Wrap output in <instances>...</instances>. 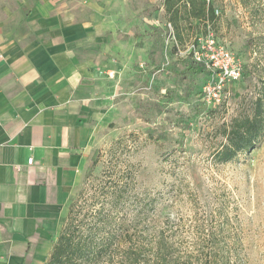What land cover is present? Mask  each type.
Returning <instances> with one entry per match:
<instances>
[{
	"label": "rangeland",
	"instance_id": "rangeland-1",
	"mask_svg": "<svg viewBox=\"0 0 264 264\" xmlns=\"http://www.w3.org/2000/svg\"><path fill=\"white\" fill-rule=\"evenodd\" d=\"M35 1L0 0V20L23 16ZM207 1L214 20L189 17L184 0L176 8V26L165 0H64L85 13L136 23L127 25L132 33L119 37L121 50L108 53L119 71L109 78L119 85L114 112L100 127L72 196L124 177L128 191L159 197L157 211L137 231L165 227L174 250L193 259L224 254L233 264H264V135L256 148L233 160L221 162L215 155L234 119L263 91L264 0L248 6L240 0ZM211 40L241 67L240 77L221 89L209 85L212 73L186 69L189 47Z\"/></svg>",
	"mask_w": 264,
	"mask_h": 264
},
{
	"label": "crops",
	"instance_id": "crops-1",
	"mask_svg": "<svg viewBox=\"0 0 264 264\" xmlns=\"http://www.w3.org/2000/svg\"><path fill=\"white\" fill-rule=\"evenodd\" d=\"M125 21L64 0L0 20V264H45L114 112L108 53L133 32Z\"/></svg>",
	"mask_w": 264,
	"mask_h": 264
},
{
	"label": "trees",
	"instance_id": "trees-1",
	"mask_svg": "<svg viewBox=\"0 0 264 264\" xmlns=\"http://www.w3.org/2000/svg\"><path fill=\"white\" fill-rule=\"evenodd\" d=\"M240 1L244 6L250 3ZM181 2L184 0H165L176 26V8ZM184 6L189 17L204 21L217 17L207 0H186ZM186 69L193 74L211 73L204 63L193 59ZM225 135L226 143L215 153L221 162L256 148L264 135V83L251 109L236 117ZM127 180L117 177L114 184L100 185V191H79L70 198L65 222L45 264H233L224 254L193 259V254L177 253L165 227L137 231L136 226L157 211L159 197L128 191L131 185Z\"/></svg>",
	"mask_w": 264,
	"mask_h": 264
},
{
	"label": "built area",
	"instance_id": "built-area-1",
	"mask_svg": "<svg viewBox=\"0 0 264 264\" xmlns=\"http://www.w3.org/2000/svg\"><path fill=\"white\" fill-rule=\"evenodd\" d=\"M169 37L174 36V31L171 24H168ZM191 57L194 61L204 63L211 71L213 78L212 82L221 89L226 81L236 80L241 75V67L232 57V55L224 48H216L213 45V40L209 41L207 45L192 44L189 47ZM168 61V58H167ZM169 62V61H168ZM205 87L204 90H209L210 86ZM28 163H33V157L28 159Z\"/></svg>",
	"mask_w": 264,
	"mask_h": 264
}]
</instances>
